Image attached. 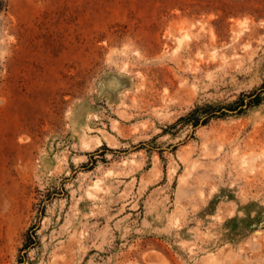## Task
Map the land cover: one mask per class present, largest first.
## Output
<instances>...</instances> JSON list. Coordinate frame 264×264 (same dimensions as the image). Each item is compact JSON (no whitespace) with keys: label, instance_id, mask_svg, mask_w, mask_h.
<instances>
[{"label":"rangeland","instance_id":"obj_1","mask_svg":"<svg viewBox=\"0 0 264 264\" xmlns=\"http://www.w3.org/2000/svg\"><path fill=\"white\" fill-rule=\"evenodd\" d=\"M0 264H264V0H0Z\"/></svg>","mask_w":264,"mask_h":264},{"label":"trees","instance_id":"obj_2","mask_svg":"<svg viewBox=\"0 0 264 264\" xmlns=\"http://www.w3.org/2000/svg\"><path fill=\"white\" fill-rule=\"evenodd\" d=\"M249 100H245V98H241L239 101H236V105H230V109L240 111L241 109L244 108V106H250L257 104L260 99V94L257 93L255 96L253 94L249 95ZM235 107V108H232ZM203 107H197L194 110L190 112V120L193 122V124L197 125L199 123H206L210 118L217 116V113L215 110H206L205 108L202 109ZM224 113V112H221ZM183 118V117H181Z\"/></svg>","mask_w":264,"mask_h":264}]
</instances>
